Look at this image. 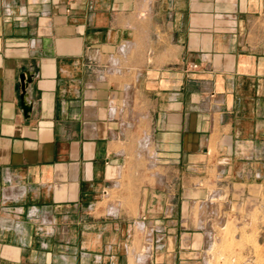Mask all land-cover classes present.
I'll list each match as a JSON object with an SVG mask.
<instances>
[{"label":"crops","instance_id":"obj_1","mask_svg":"<svg viewBox=\"0 0 264 264\" xmlns=\"http://www.w3.org/2000/svg\"><path fill=\"white\" fill-rule=\"evenodd\" d=\"M212 171L263 203L264 0H0V264H198Z\"/></svg>","mask_w":264,"mask_h":264},{"label":"rangeland","instance_id":"obj_2","mask_svg":"<svg viewBox=\"0 0 264 264\" xmlns=\"http://www.w3.org/2000/svg\"><path fill=\"white\" fill-rule=\"evenodd\" d=\"M209 178L213 181H205L202 185L207 187L205 198L194 205L195 227L200 228L199 234L183 244L199 250L198 264H264V199L260 204L255 198L248 199L237 212L224 215L226 196L224 192H217L215 185L222 178L216 177L213 171ZM212 193H215L213 198ZM137 225L140 224H136L133 245L136 257L142 260L146 248L153 253L158 242L154 240L152 245L146 242L144 229L140 230Z\"/></svg>","mask_w":264,"mask_h":264},{"label":"built area","instance_id":"obj_3","mask_svg":"<svg viewBox=\"0 0 264 264\" xmlns=\"http://www.w3.org/2000/svg\"><path fill=\"white\" fill-rule=\"evenodd\" d=\"M190 68H191V69H194V68H196V66H195V65H192ZM210 196H211V198H213V197L215 196V193H212ZM211 198H210V199H211Z\"/></svg>","mask_w":264,"mask_h":264}]
</instances>
